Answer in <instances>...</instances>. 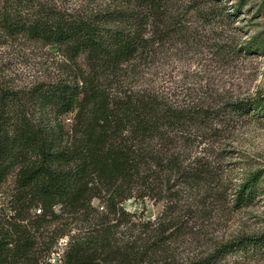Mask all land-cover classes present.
Masks as SVG:
<instances>
[{"label": "trees", "instance_id": "trees-1", "mask_svg": "<svg viewBox=\"0 0 264 264\" xmlns=\"http://www.w3.org/2000/svg\"><path fill=\"white\" fill-rule=\"evenodd\" d=\"M176 3L0 0V38L54 45L61 56L48 80L0 84V184L10 176L14 183L0 264H38L36 240L54 224V239L68 236L60 264H218L246 244L215 242L191 257L173 246L196 238L194 220L227 190L233 209L251 204L262 179L256 170L222 186L207 154L193 150L200 136L218 131L220 107L172 99L148 77L164 43L195 38L192 23L231 14L200 0ZM232 47L253 54L264 40L250 36ZM222 104L230 115L264 114V96ZM130 198L163 201L162 211L134 218L122 207ZM75 225L81 231L68 235ZM256 240L264 247V235Z\"/></svg>", "mask_w": 264, "mask_h": 264}, {"label": "rangeland", "instance_id": "rangeland-1", "mask_svg": "<svg viewBox=\"0 0 264 264\" xmlns=\"http://www.w3.org/2000/svg\"><path fill=\"white\" fill-rule=\"evenodd\" d=\"M183 1L177 0L176 7ZM200 1L207 7L217 6L221 12L231 13L229 19L224 22L216 20L209 26L192 23L191 27L197 28L195 38L164 43L148 77L172 99L200 101L203 105L220 107L218 131L200 136L198 140L201 142L196 143L193 150L207 154L222 186L233 188L256 170L261 172L262 179L251 204L233 209L227 190L217 201L220 202L217 207L216 202H212L205 219L194 220L196 238L187 245L186 238L180 237L173 246H178L181 256L191 257L215 242L247 238L242 249L236 245L221 257L218 264H264V247L250 243L257 242L256 238L264 235V114L230 115L222 108L223 102L234 98L264 96V49L247 55L232 51L234 44L238 45L250 36L256 35L257 40H264V0H241L237 7L235 5L240 0ZM60 59L54 45H42L22 37L0 38V84L22 88L48 80L56 74L55 61ZM76 60L80 65L84 64L83 55ZM68 117L69 114L63 116L64 123ZM13 193V177L10 176L0 184V226H4L13 214L10 209V195ZM96 204L97 201L93 200V205ZM122 207L134 218L152 220L161 213L163 201L130 198L122 203ZM54 226L40 230L33 251L38 264L61 263L68 236L54 239L51 233ZM74 227L68 235L81 231L78 225Z\"/></svg>", "mask_w": 264, "mask_h": 264}]
</instances>
